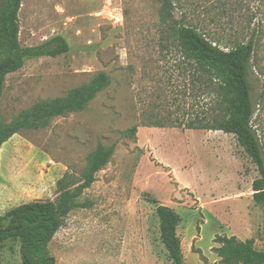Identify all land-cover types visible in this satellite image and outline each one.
Returning a JSON list of instances; mask_svg holds the SVG:
<instances>
[{
  "label": "rangeland",
  "instance_id": "1",
  "mask_svg": "<svg viewBox=\"0 0 264 264\" xmlns=\"http://www.w3.org/2000/svg\"><path fill=\"white\" fill-rule=\"evenodd\" d=\"M162 1L21 0L20 45L59 35L68 50L28 58L7 74L2 123L65 97L99 72L110 78L83 110L21 129L0 145V216L23 203L55 200L59 179L75 186L97 145H115L78 198L88 206L64 216L48 242L56 264H173L160 239L158 204L181 217L184 264H220L218 235L252 239L264 251V206L254 202L251 187L258 169L232 133L187 128L219 112L217 92L210 75L184 63L167 38ZM175 3L174 18L184 11L185 24L221 47L246 42L255 31L251 126L264 156V0H182L183 9ZM133 126L134 134L125 133ZM0 264H22L17 239L0 247Z\"/></svg>",
  "mask_w": 264,
  "mask_h": 264
},
{
  "label": "trees",
  "instance_id": "2",
  "mask_svg": "<svg viewBox=\"0 0 264 264\" xmlns=\"http://www.w3.org/2000/svg\"><path fill=\"white\" fill-rule=\"evenodd\" d=\"M176 2L181 9L184 8L182 0ZM20 5L21 0H3L0 3V98L7 74L19 70L26 59L56 56L68 50L65 39L59 35L40 45H20ZM173 9V0L162 1L160 19L164 30L171 35H167V38L172 37L184 63L193 65L197 74L210 75L209 81L212 86L215 83L217 92L212 102L219 107V112L207 121L198 119L196 123L191 121L186 126L191 129L221 130L235 136L258 169L259 177L251 183L252 197L255 203L264 206V156L258 136L251 126L253 102L248 81L255 31L246 42L221 47L219 41L212 39L214 37L207 31L185 24L184 11L180 17L174 18ZM109 81L106 73L99 72L87 84L71 90L65 97L39 102L9 124L2 123L0 116V145L21 129L44 126L54 117L83 110L98 92L108 86ZM135 132L136 126H133L125 133ZM114 149V144H98L90 157L83 180L72 186L69 178L59 179L55 200L23 203L0 216V221L6 222L0 227V247L10 239H17L22 264H56L54 257L47 253L48 242L61 226L64 216L76 208L88 206L89 203L80 202L78 198L95 181V173L109 162ZM156 215L160 239L168 258L173 264H184L181 240L177 234L180 215L162 204L157 205ZM215 241L219 243L214 251L220 258V264H264V251L256 250L252 239L241 241L235 236L218 235Z\"/></svg>",
  "mask_w": 264,
  "mask_h": 264
}]
</instances>
